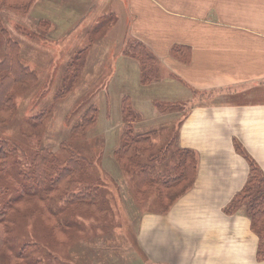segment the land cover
Listing matches in <instances>:
<instances>
[{"label":"crops","instance_id":"crops-1","mask_svg":"<svg viewBox=\"0 0 264 264\" xmlns=\"http://www.w3.org/2000/svg\"><path fill=\"white\" fill-rule=\"evenodd\" d=\"M31 6L28 16L50 23L51 42L74 39V29L90 16L85 32L117 12L114 26L99 28L96 38L100 59L113 56L110 81L120 84L112 97L121 119L112 151L123 122L119 96L129 95L140 114L136 132L160 130L178 116L174 144L195 155L196 175L166 212L141 215L136 238L146 263L264 264L256 258L258 236L249 217L225 210L247 180L249 160L264 174V0H34ZM133 40L155 57L156 78L149 83L124 54Z\"/></svg>","mask_w":264,"mask_h":264},{"label":"rangeland","instance_id":"rangeland-1","mask_svg":"<svg viewBox=\"0 0 264 264\" xmlns=\"http://www.w3.org/2000/svg\"><path fill=\"white\" fill-rule=\"evenodd\" d=\"M14 9L0 6V59L5 55L4 44L9 36L18 42L19 56L25 66L35 71L36 80L33 83L14 85L10 92L14 98L13 117L8 121L0 120V137L12 138L20 145L25 154L19 153L16 158L22 162L38 147H44L62 157V151H66L62 148V143L67 141L74 149L91 159L92 166L88 168V174L90 172L94 177H100L111 192L105 189L102 191H105L103 196H108L110 211L101 217L78 214L74 207L68 206L54 194L47 201L43 197L40 201L36 195L39 191L34 189L25 196L15 198V208L19 210L13 214L16 223L9 224L14 232L9 236L12 246H16L18 250L23 243L32 245L23 254L26 264H147L145 254L138 246L136 233L141 215L154 210V203L152 195L141 205L136 203L131 195L132 188L127 175L120 168V176L114 175L118 166L110 152L116 143L113 128L121 119L119 101L112 97L120 84L110 81L113 56L104 53V57L101 56L100 59L98 54L104 51L101 39H96L99 28L100 32H104L114 26L115 19L118 18L117 12L106 13L98 25L93 23L85 32L92 20L90 16L74 29V39L51 42L52 38L45 32L50 29V23L34 20L28 16L29 10ZM42 31L49 39L44 37ZM84 46V52L78 56L76 52ZM76 57L79 58L77 76L70 83L68 80V89L58 96L57 90L64 83V75L66 77L67 74L66 65ZM108 84L111 88H108ZM123 96H119L120 100ZM90 104L99 108L97 123L83 136L73 135L71 126ZM138 107L144 112L141 105ZM42 110L48 111L39 114ZM36 116L39 117L33 119ZM177 120L178 116L172 122H162L164 127L158 135L165 137H160L161 140H173ZM104 130L111 134V146L105 143ZM13 166L9 164L8 171L15 172ZM119 184H123V187ZM46 202L49 208H54L59 213V218L67 219L70 215L75 218L76 225L70 229L65 225L59 227L54 220L46 218ZM52 224L55 230H52ZM5 254L7 256L0 253V264H7L5 260L8 253ZM14 263L23 264L20 259H15Z\"/></svg>","mask_w":264,"mask_h":264},{"label":"trees","instance_id":"trees-1","mask_svg":"<svg viewBox=\"0 0 264 264\" xmlns=\"http://www.w3.org/2000/svg\"><path fill=\"white\" fill-rule=\"evenodd\" d=\"M33 2L34 0H1L0 6L27 11ZM43 23L46 24V21ZM4 45L5 55L0 59V120L8 121L13 117L15 108L14 98L10 94L14 85L33 83L36 74L23 63L16 40L8 36ZM86 46L76 54L78 56L82 54ZM124 54L139 63L142 83H149L156 78L155 57L142 42L130 41ZM78 59L76 57L66 65L67 74L66 77L64 75V83L57 90L58 96L68 89V80L69 83L75 80ZM120 110L123 121L120 142L113 149L112 158L127 175L132 188L131 195L136 203L141 205L152 195L154 211L164 213L191 187L196 175L195 155L189 150L176 147L175 138L167 140L163 145L158 143L156 137L160 130L136 132L133 123L140 118V114L134 109L129 95L121 98ZM45 111L42 110L39 114ZM98 115L99 108L93 104L88 105L78 121L71 126V133L83 136L89 128L95 126ZM62 148L66 150L62 151V157L44 147L35 148L36 150L34 149L31 155L28 154L22 162L16 158L19 153L25 154L20 145L12 138L0 137V253L5 256H7L5 252L8 253L5 260L7 264H15V259H20L26 264L23 254L28 246H32L23 243L17 250L9 240V236L14 234L10 225L16 223L13 214L19 210L15 208L14 199L25 196L30 190L39 191L40 195L38 193L36 195L40 201L43 200L42 197L47 201L54 194L68 206L74 207V211L81 215L94 214L101 217L110 211L108 196H103L105 191L103 193L102 191L111 190L100 177H94L90 172L88 174V168L92 166L91 159L74 149L67 141L62 143ZM236 148L248 158L238 145ZM10 161L12 162L9 163ZM9 164L14 165L12 168L15 172L8 171ZM249 164L244 186L225 210L227 213L242 210L249 217L251 229L258 236L256 258L264 260V174L253 161L249 160ZM44 211L48 214L45 217L54 220L59 227L65 225L70 229L76 225L75 218L71 215L67 219L59 218V213L55 212L54 208H49L47 202ZM53 226L52 224V230H55Z\"/></svg>","mask_w":264,"mask_h":264}]
</instances>
